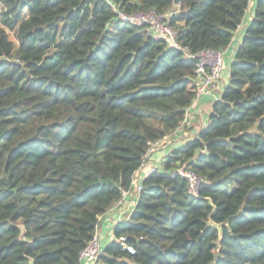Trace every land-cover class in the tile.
Segmentation results:
<instances>
[{"label": "trees", "instance_id": "obj_1", "mask_svg": "<svg viewBox=\"0 0 264 264\" xmlns=\"http://www.w3.org/2000/svg\"><path fill=\"white\" fill-rule=\"evenodd\" d=\"M248 8L0 0V264L78 263L149 144L172 135L194 103L187 54L226 49ZM148 11L174 13L178 48L118 19ZM182 168L202 179L196 196ZM112 237L96 264H264V0L205 127L167 150Z\"/></svg>", "mask_w": 264, "mask_h": 264}, {"label": "built area", "instance_id": "obj_2", "mask_svg": "<svg viewBox=\"0 0 264 264\" xmlns=\"http://www.w3.org/2000/svg\"><path fill=\"white\" fill-rule=\"evenodd\" d=\"M254 1L255 0H249L248 10L251 8L252 12ZM173 14V12H168L166 14H158L154 11L135 12L131 14L118 13V19L123 23L135 27H142L144 31L149 36H152L154 39H164L174 48H178V44L176 41V30H174L170 26V20ZM250 19V17L245 16L243 22L238 27V30L232 39L233 43L234 39L239 40L242 37L245 28L250 22ZM231 44L222 51L203 49L193 54H187L188 59L190 61L195 62L196 97L194 103L205 98H213L214 91L216 90L217 85L221 77L223 76V73L225 72L227 66L226 64L232 63V61L234 60L237 47H235L234 45L232 46ZM217 99V97L213 98L212 101H216ZM194 103L186 111V116L183 123L176 129V131L172 135L167 136L166 138L160 141H156L149 144V148L142 158V163L134 175L133 186L131 191H123L121 199L114 205L113 209H122L123 206L126 204L127 198L130 196L131 192H134L135 195H137L138 197V194L141 191L142 180L145 179L148 175L158 171L159 163L155 161H150V159L153 158L154 154H158L157 152L159 151L165 153V157L167 150L170 147H173L174 144H177L181 140V138L185 134L184 127L186 126L187 119L190 115V109L194 107ZM177 174L186 181L188 194L190 196H196L200 186L203 183L202 179L196 174H194L192 171L183 168L179 169L177 171ZM137 197L135 198V200L131 201V209L134 208ZM102 218L103 217L99 219V223L95 227V232L92 239L79 252L77 264L97 263L98 257L101 255V252L103 250L99 235V226L100 222L102 221ZM124 241V238H119L116 240V242L121 245H124ZM125 249L132 253L134 252L131 248L125 247Z\"/></svg>", "mask_w": 264, "mask_h": 264}, {"label": "crops", "instance_id": "obj_3", "mask_svg": "<svg viewBox=\"0 0 264 264\" xmlns=\"http://www.w3.org/2000/svg\"><path fill=\"white\" fill-rule=\"evenodd\" d=\"M247 13L248 14L246 15V17L248 16L251 18L253 13L251 8L248 10ZM239 42L240 39L239 40L234 39V43L232 42L231 45L237 47L239 45ZM230 64L231 63L226 64L227 66L225 72L223 73V76L221 77L217 85V88L214 91L213 98L216 97L219 98V95L221 94L223 88L226 86L228 82ZM213 98H205L194 103L195 105L192 109H190L191 113L187 119V123H186L187 131L185 132L186 127H184L185 134L182 137V140H180L177 144H174L173 147L182 145L186 140L193 138L203 127H205L207 123L208 115L210 113L211 103L213 102L212 101ZM136 197L137 195H135L134 192H131L130 196L127 198L126 204L123 206L122 209L117 210L112 208V210H110L102 218V221L100 222V226H99V235H100L102 247H104L106 244L111 242V240H113L112 230L114 225L118 222L125 221L129 218V215L132 211L131 201L135 200Z\"/></svg>", "mask_w": 264, "mask_h": 264}, {"label": "rangeland", "instance_id": "obj_4", "mask_svg": "<svg viewBox=\"0 0 264 264\" xmlns=\"http://www.w3.org/2000/svg\"><path fill=\"white\" fill-rule=\"evenodd\" d=\"M10 39H13V36H12V34H10ZM191 113V112H190ZM199 122H200V119H199ZM181 140H182V138H181ZM158 154H154L153 155V158L152 159H150V161H155V162H160L161 163V161L163 160V158H164V154L162 153V152H157ZM149 163V162H148Z\"/></svg>", "mask_w": 264, "mask_h": 264}, {"label": "water", "instance_id": "obj_5", "mask_svg": "<svg viewBox=\"0 0 264 264\" xmlns=\"http://www.w3.org/2000/svg\"><path fill=\"white\" fill-rule=\"evenodd\" d=\"M180 0H173L174 4H179Z\"/></svg>", "mask_w": 264, "mask_h": 264}]
</instances>
